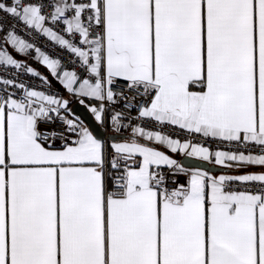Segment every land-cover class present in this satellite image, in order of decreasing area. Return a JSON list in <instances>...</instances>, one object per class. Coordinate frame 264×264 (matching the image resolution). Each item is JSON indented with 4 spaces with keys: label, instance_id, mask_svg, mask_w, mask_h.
Here are the masks:
<instances>
[{
    "label": "snow or ice",
    "instance_id": "obj_1",
    "mask_svg": "<svg viewBox=\"0 0 264 264\" xmlns=\"http://www.w3.org/2000/svg\"><path fill=\"white\" fill-rule=\"evenodd\" d=\"M0 264H264V0H0Z\"/></svg>",
    "mask_w": 264,
    "mask_h": 264
},
{
    "label": "built area",
    "instance_id": "obj_2",
    "mask_svg": "<svg viewBox=\"0 0 264 264\" xmlns=\"http://www.w3.org/2000/svg\"><path fill=\"white\" fill-rule=\"evenodd\" d=\"M33 42L37 46L41 47L42 50H44V51L48 52L50 55H52L54 58H64V57L67 56V53L61 51L57 46L52 45L51 42L47 41L45 38L37 37ZM29 59H32L31 55L27 56L26 60H25L26 63H28L31 66L30 62L28 61ZM20 78L23 81H25L26 83L32 84L33 86H39L40 85V81H39L38 78L30 77V76H27V75H23ZM50 81L52 83L53 91L59 90L61 92V94L64 93V90L62 89V87L59 84L56 85L52 80H50ZM73 102H75V100ZM196 139H197V137H194L193 138V142H196Z\"/></svg>",
    "mask_w": 264,
    "mask_h": 264
},
{
    "label": "crops",
    "instance_id": "obj_3",
    "mask_svg": "<svg viewBox=\"0 0 264 264\" xmlns=\"http://www.w3.org/2000/svg\"><path fill=\"white\" fill-rule=\"evenodd\" d=\"M11 51V49H9ZM12 54L14 55L15 58L17 59H21V60H26V57L24 56H21L20 54L18 53H15V52H12ZM31 64V66L33 68H35L38 72L41 73V75L43 76H46L48 77L49 80H52L56 85H58V82H56L50 75L49 71L46 69L45 66L41 65L39 62H37L36 60H34L33 58L32 59H29L28 60ZM63 95L65 96V98H69V99H72L71 97L68 96L67 93H63ZM74 101V99H73ZM179 159H181L182 157H177ZM216 174H220V171H216Z\"/></svg>",
    "mask_w": 264,
    "mask_h": 264
},
{
    "label": "water",
    "instance_id": "obj_4",
    "mask_svg": "<svg viewBox=\"0 0 264 264\" xmlns=\"http://www.w3.org/2000/svg\"><path fill=\"white\" fill-rule=\"evenodd\" d=\"M72 107L75 109V111L85 120H89L90 116L89 114L86 112L85 109H83L81 106H79L76 102L72 103ZM184 163L186 164V166H190V167H196V166H202V162L195 159V158H181ZM210 167V166H207ZM216 171H221L220 167L217 166Z\"/></svg>",
    "mask_w": 264,
    "mask_h": 264
}]
</instances>
